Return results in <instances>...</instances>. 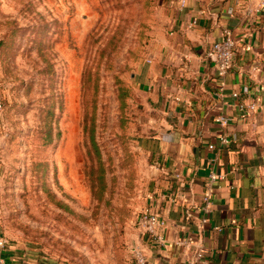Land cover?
I'll return each mask as SVG.
<instances>
[{"label":"rangeland","instance_id":"obj_1","mask_svg":"<svg viewBox=\"0 0 264 264\" xmlns=\"http://www.w3.org/2000/svg\"><path fill=\"white\" fill-rule=\"evenodd\" d=\"M163 20L162 0H0V232L47 264H136L131 74Z\"/></svg>","mask_w":264,"mask_h":264},{"label":"crops","instance_id":"obj_2","mask_svg":"<svg viewBox=\"0 0 264 264\" xmlns=\"http://www.w3.org/2000/svg\"><path fill=\"white\" fill-rule=\"evenodd\" d=\"M162 5L164 20L131 78L138 135L151 161L146 207L164 225L158 239L141 230L136 247L146 264H201L198 251L206 264H264V0ZM225 30L237 43L220 76L206 53ZM211 172L220 178L205 213ZM3 258L47 264L8 239Z\"/></svg>","mask_w":264,"mask_h":264},{"label":"built area","instance_id":"obj_3","mask_svg":"<svg viewBox=\"0 0 264 264\" xmlns=\"http://www.w3.org/2000/svg\"><path fill=\"white\" fill-rule=\"evenodd\" d=\"M196 23L193 19L188 23V27H191ZM237 40L229 30L224 31L222 39L216 40L211 43L207 50V56L213 61L215 70L218 75L225 74L232 66L233 56L235 52ZM246 46V49H249ZM2 106L0 102V107ZM248 108L253 109L255 107L254 103L248 104ZM221 123H226L225 117L218 118ZM222 144H226L228 140L225 137L220 138ZM210 148L213 147L212 144L209 145ZM220 178L219 174L211 172L208 175L207 188L202 196V210L207 213L211 210L212 197H213V184L217 179ZM139 223L145 233L148 234L152 239H158V230L164 225V221L158 217L154 212H151L148 207H145L139 214ZM7 244V239L4 235H0V264H4L3 249ZM136 264H146L144 255L136 249L134 251ZM198 259H201V264H206V260L203 258L202 251H198L196 254Z\"/></svg>","mask_w":264,"mask_h":264}]
</instances>
